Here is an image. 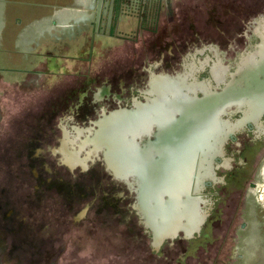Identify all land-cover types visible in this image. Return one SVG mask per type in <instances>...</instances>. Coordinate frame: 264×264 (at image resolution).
Returning <instances> with one entry per match:
<instances>
[{
	"label": "rangeland",
	"instance_id": "374dc122",
	"mask_svg": "<svg viewBox=\"0 0 264 264\" xmlns=\"http://www.w3.org/2000/svg\"><path fill=\"white\" fill-rule=\"evenodd\" d=\"M18 1L11 8L25 5ZM72 6L79 19L50 44L44 64L25 65L21 49L11 63L0 61V264H264V125L259 131L254 118L243 117L239 110L250 106L222 116L237 125L217 156L224 167L216 171L220 160L213 159L214 180L190 192L207 216L198 230L173 236L154 235L137 183L130 173L126 179L112 173L98 142L84 145L87 132L76 116H92L87 106L100 87L119 98L138 97L147 70L155 74L151 89L177 76L187 84L203 81L208 66L216 78L232 72L227 66L245 47L238 34L264 19V0ZM243 59L246 69L251 54L240 67ZM154 201L150 196L146 210Z\"/></svg>",
	"mask_w": 264,
	"mask_h": 264
},
{
	"label": "water",
	"instance_id": "95a60500",
	"mask_svg": "<svg viewBox=\"0 0 264 264\" xmlns=\"http://www.w3.org/2000/svg\"><path fill=\"white\" fill-rule=\"evenodd\" d=\"M235 66H237L236 61L227 66V69L232 68L233 70L232 72H226V76L229 77L227 81H223V78L218 81L212 73L211 77L203 78V81L197 80L191 83V88H187L185 77L177 76L178 79L174 78L175 80L172 78L170 87L168 89L157 87L153 98L148 97L144 103L136 102L134 108L131 109H117L107 114L103 113L101 117L93 121L92 126L85 128L87 135L85 136L84 145L91 144L94 147L93 144L98 142L102 147L103 158L109 168H114L112 173L120 179H126L130 173V177L137 183L141 210L145 212L146 223L149 222L155 236L164 233L173 236L178 231H182L186 235L191 234L193 231L198 230V226L207 216L206 210L204 211L199 207L196 196H192L190 192L191 190L196 192L199 189V184L205 180H214L215 170L210 165L213 159L221 155L223 143L232 135L233 130L237 129L236 122L232 123L229 119L222 118L223 115L233 113L228 111L230 107H234V111L238 110L236 107L238 105L234 101L238 84V80L233 79ZM213 79H215L216 84L213 88L201 84L207 81L209 85ZM175 85L177 86L175 87ZM198 93L201 96H197ZM217 99H220L217 101L218 103H214ZM207 100L212 101L214 106H212V103L208 105L201 104ZM191 102L195 104L187 105ZM159 103L163 105L164 109L160 120L164 123L162 127L157 122L160 111L157 113L154 110V106ZM173 104H175V107L171 109ZM194 105L196 106L192 107ZM189 107L192 108L188 110ZM190 114L193 116L200 115L201 120L210 121L214 124L213 128L209 124V129L205 131L210 132V134L205 135V137H208V145H204L203 140L195 143L193 135L195 133V136H197L198 128L195 125V127L193 126L195 123L192 124L189 121ZM244 114L242 113V115ZM167 115L168 118H166ZM134 120H136V123L132 124ZM111 122H114L115 126L122 124V129L119 132L114 131L116 137L114 142H117L116 148L119 151L111 150L109 147L111 142L106 139L111 134L109 129ZM184 122L191 124L186 126ZM174 124H177L179 130L183 129L187 132L190 130V132L185 134V137H183V134H177L176 136L174 135L176 133ZM179 124L181 126H178ZM136 132H138V135H136ZM127 133L132 135L127 137ZM190 143L195 147L193 148L191 163L187 160L186 155L187 174L177 176L180 172L173 171L169 175L167 174L169 167L159 168V161L162 160L164 163L172 161L168 160L171 156L170 153L175 152L178 145L179 148L183 149L191 146ZM66 147L67 145L64 144V154L70 153V150ZM111 153L112 155H110ZM69 156L75 157L74 153L69 154ZM77 156L79 155L77 154ZM85 161L86 159L70 163L71 166H74ZM112 165H115V167ZM176 176L178 178H175ZM175 194L177 196L171 199L172 195ZM150 196L155 197V201L153 207L146 210V202ZM174 202L175 206L180 208L179 210L173 205ZM183 202L186 203L182 205ZM192 212L197 215V221L190 229H187L186 226ZM154 217L155 220L152 219Z\"/></svg>",
	"mask_w": 264,
	"mask_h": 264
},
{
	"label": "crops",
	"instance_id": "0c3cea01",
	"mask_svg": "<svg viewBox=\"0 0 264 264\" xmlns=\"http://www.w3.org/2000/svg\"><path fill=\"white\" fill-rule=\"evenodd\" d=\"M24 1L21 8L13 9L11 4L20 1L0 0V61L11 63L15 51L21 49L25 65L44 64L50 44L63 40L65 26H72L79 19L72 3L82 0Z\"/></svg>",
	"mask_w": 264,
	"mask_h": 264
},
{
	"label": "flooded vegetation",
	"instance_id": "af4514ba",
	"mask_svg": "<svg viewBox=\"0 0 264 264\" xmlns=\"http://www.w3.org/2000/svg\"><path fill=\"white\" fill-rule=\"evenodd\" d=\"M250 27L248 28L247 32L245 31V34H238L239 37H242L244 39L245 47L241 52L236 56L235 60L238 69H241V73H239L238 84L237 89L235 90V103L238 106L247 107L250 106V109L248 110H242L239 111L244 114L245 119L254 118L255 121L252 122V126L255 128H258L259 131L263 130L262 125L264 123L259 122V118H264V64H263V70H256V67L251 64V70L248 72L250 73V78L248 77L247 70H245V60L242 61V67H240L241 62L239 63V60L244 56L249 57L251 54V60H257L261 59V56L264 55V19L263 18H256L249 22ZM249 33V35H246ZM241 40V39H239ZM249 43V44H248ZM252 48V49H250ZM241 49V48H240ZM241 56V57H240ZM208 69H201V70H207L208 77H211V74L213 73L210 66L207 67ZM149 73L148 83L144 85L143 88H141L139 91H137L138 97H117L115 94H113L110 91H107L108 93H105L104 89L102 87L98 88V91L94 95V102L93 104H90L87 106L88 108L92 109V116L90 114H86L85 116H81L82 112H77L76 116L79 120H83L81 123H78L79 125H85L80 126L81 128L92 126V123L94 120L98 119L103 115V113H108L113 110L117 109H131L134 108V103L141 102L144 103L148 97L153 98L155 96L156 88L161 86L162 88L168 89V85L172 84H161L156 85V87L151 89V86L154 85V76L155 74L151 72V70H147ZM244 72V73H243ZM177 73V72H175ZM174 73V74H175ZM194 73V71H193ZM223 73V72H222ZM219 73L217 74V79L220 81L222 78H224L225 73ZM172 74V75H174ZM244 74V76H243ZM223 75V76H222ZM174 79V78H173ZM175 80V79H174ZM215 80V79H213ZM251 80V81H250ZM176 84V83H175ZM177 85H175L176 87ZM187 88H190L191 84L186 83ZM107 90V89H106ZM105 95H109L114 100L113 102H109L107 104H104V98ZM104 97V98H103ZM79 105H81V100H79ZM93 118V120H90ZM254 122H258V124H255ZM88 125V126H87ZM78 128L77 126L74 127V129ZM75 131V130H73ZM254 131V130H253ZM70 138L75 137L72 134L69 133ZM85 136V135H84ZM83 137V136H82ZM69 139V143H70ZM69 149V147H66ZM247 151H249L251 148L248 146L246 147ZM70 150V149H69ZM218 160H220L219 157H217ZM218 162V161H217ZM221 160L218 162L217 166L215 165L216 171L221 165ZM224 167V166H223ZM216 182V181H212Z\"/></svg>",
	"mask_w": 264,
	"mask_h": 264
},
{
	"label": "bare ground",
	"instance_id": "6f19581e",
	"mask_svg": "<svg viewBox=\"0 0 264 264\" xmlns=\"http://www.w3.org/2000/svg\"><path fill=\"white\" fill-rule=\"evenodd\" d=\"M251 64H253V66L254 67H256V70H263V64H264V55H262L261 56V59L259 58V59H257V60H250L249 61ZM245 70H247V72L246 73H248V77L250 78V73L248 72L249 70H251V65H248L247 66V68L245 69ZM251 81V80H250ZM159 87H161V86H159ZM192 87V85L190 86V88ZM220 99H217L214 103H218L217 101H219ZM209 102V103H208ZM213 104L212 106H214V103L212 102V101H210V100H207V101H205V102H203V103H201V104ZM159 104H161V103H159ZM190 104H195V103H188L187 105H190ZM196 105H194V106H192V107H195ZM172 107H175V104H173L172 106H171V109H172ZM192 107H189L188 108V110L190 109V108H192ZM198 107H200V106H198ZM210 109H211V107H210ZM209 109V110H210ZM164 111V109L162 110V111H160V113L158 114V118H157V121L159 120H161V114H162V112ZM147 113V112H146ZM145 114V113H144ZM146 115V114H145ZM144 115V116H145ZM154 117V116H153ZM152 117V118H153ZM166 118H168V115L166 116ZM202 118H203V116H202ZM122 120V119H121ZM153 120V119H152ZM151 120V121H152ZM154 121V120H153ZM189 121H191V123L193 124V123H195V124H193V126L195 125L197 128H198V132H197V136H195V133H194V135H193V137H194V139H195V143H199V141H201V140H203V144L204 145H208L209 143H207V138L208 137H205V135L207 134H210V132L209 133H207V132H205L207 129H209V124L211 125V127L213 128V126H214V124L212 123V122H210V121H204L203 119L201 120V117H200V115H198V116H193L192 114H190V120ZM200 121V122H199ZM134 123H136V120H134L133 122H132V124H134ZM191 123H189V122H184V124L187 126V125H189V124H191ZM121 125L122 124H119V125H114V122H111V124L109 125V129H110V133L111 134H109L107 137H106V139L107 140H109L111 143L109 144V147H110V149L111 150H113V149H115V151H119V150H117V142H114V141H116V137H115V134H114V131H116L117 130V132H119L121 129H122V127H121ZM160 125V127H162L163 125H164V123H160L159 124ZM174 127H175V130H176V133L174 134V135H176L177 136V134H179V135H181V134H183V137H185L186 135L185 134H188L189 132H190V130H188V132H187V130H184L183 131V129H180L179 130V128L177 127V124H174L173 125ZM178 126H181V124H179ZM194 126V127H195ZM172 127V126H171ZM188 129H189V126L187 127ZM172 129V128H171ZM117 132H116V134H117ZM214 133V132H213ZM173 135V136H174ZM189 145H191V146H188V148H179V145H178V148L175 150V152L173 151H171L172 153H170L171 154V156L169 157V159L168 160H172V161H168V163H164L162 160H161V162L159 161V168L161 169V167H169L170 169L168 170V172H167V174H171V172H173V171H178V172H180L177 176H183V175H185V174H187V162H186V155H187V160L189 161V163H191V161H192V152H193V148L195 147V145H193L192 143H190ZM203 145V146H204ZM112 146H113V148H112ZM193 146V147H192ZM112 152V151H111ZM110 155H112V153L110 154ZM115 157V156H114ZM116 158V157H115ZM67 159L69 160V161H72V160H74L75 158L73 157V156H69V155H67ZM111 159H112V157H111ZM113 167H114V165H112ZM117 167V166H116ZM189 167H190V165H189ZM159 174H161V173H159ZM166 174V175H167ZM175 177V178H178V177ZM166 179H168V178H166ZM175 196H177L176 194L175 195H172V197H171V199L172 198H174ZM182 201H184V200H182ZM186 202H183L182 203V205H184ZM174 206L176 205L175 204V202H174V204H173ZM172 205V206H173ZM176 207V206H175ZM176 209L177 210H179L180 208L179 207H176ZM197 221V215L195 214V213H191V215H190V217H189V222H188V224H187V226H186V228L187 229H190L191 227H192V225L195 223Z\"/></svg>",
	"mask_w": 264,
	"mask_h": 264
},
{
	"label": "snow or ice",
	"instance_id": "6c2138e0",
	"mask_svg": "<svg viewBox=\"0 0 264 264\" xmlns=\"http://www.w3.org/2000/svg\"><path fill=\"white\" fill-rule=\"evenodd\" d=\"M163 109V105L162 104H157L154 106V110L159 113V111H161ZM158 123H162L161 121H157Z\"/></svg>",
	"mask_w": 264,
	"mask_h": 264
}]
</instances>
